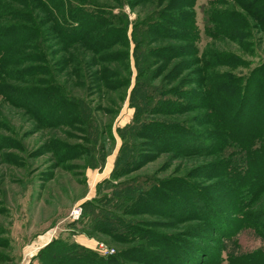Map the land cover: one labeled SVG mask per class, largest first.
<instances>
[{
    "label": "rangeland",
    "instance_id": "rangeland-1",
    "mask_svg": "<svg viewBox=\"0 0 264 264\" xmlns=\"http://www.w3.org/2000/svg\"><path fill=\"white\" fill-rule=\"evenodd\" d=\"M167 1L126 0L115 9L128 22L125 46L95 54L80 44H62L37 0H27L30 12L23 0H0V264H67L53 255L68 245L118 264L264 263V192L247 200L250 189L242 191L233 181L239 176L220 170L243 155L246 162L236 171L254 173L246 167L264 159V130L252 145L241 146L227 138L236 131L230 119L222 113L218 120L205 107L207 96L233 98L230 117L243 102L238 89L246 80H263L264 0H195L190 41L187 32L158 36L149 29L155 11L167 12ZM24 26L36 28L40 40H25ZM160 49L169 57L155 52ZM32 88L68 95L75 112L88 111L92 120L79 113L74 123L64 118L56 127L44 125L28 94ZM147 120L184 124L198 135L197 143L209 146L217 138L221 151L158 152L135 134L137 121ZM121 146L131 168L111 179ZM71 149L72 157L62 158ZM126 183L146 193L141 200L140 193H131V207L116 211L127 234L115 240L83 233V211L76 219L72 211L93 198L108 207L105 197ZM157 190L171 202L151 196ZM195 195L201 201L186 202Z\"/></svg>",
    "mask_w": 264,
    "mask_h": 264
},
{
    "label": "trees",
    "instance_id": "trees-1",
    "mask_svg": "<svg viewBox=\"0 0 264 264\" xmlns=\"http://www.w3.org/2000/svg\"><path fill=\"white\" fill-rule=\"evenodd\" d=\"M37 1L39 4L38 8H40L44 12L45 16L48 17L49 23L52 24V30L56 34L59 41L65 46L80 44L86 49V51L98 54L110 49L111 47L121 45L125 46L126 44V32L128 26L127 19L125 16H121L123 14H115V9L125 5L126 0H114L116 3L114 5H100L99 3H91L86 0ZM194 1L195 0H168L166 3V7L168 8L167 12L164 10L159 12L155 11L151 15V17L154 16V18H150L149 20V29L158 36H168L171 33V35L186 36L185 32H187V40H193L190 35H188V32H192L195 29L193 17L189 14L194 5ZM23 4L27 8L26 10L30 12L31 7L27 0H23ZM161 7L162 9L164 8L163 3ZM170 10L171 13H168ZM175 11L177 12L173 14ZM27 15L24 16L26 18L25 22L28 24H34L33 19ZM165 24H171L169 25L170 28L166 27ZM173 27H175V29H173ZM22 29L23 32H25L24 35H27V39L25 38V40H29L30 38H33V40H40L41 36L39 35L38 30L36 31V28L31 31L28 26H24L21 27V30ZM11 31H9V33ZM6 36L7 35H5V37ZM16 44L17 42H13L10 45L6 44L5 51L11 50ZM175 51L177 50L175 49ZM155 52L164 54L165 58L169 57V55H167V50L165 49H160ZM48 87H50V85L46 86V88ZM212 92L215 94V90H212ZM238 93L240 94L243 102H241L239 111L235 114L234 109V113L230 117L228 114L230 112V108L232 107L231 102L233 101V98H228L227 101H225L220 96H207V103L205 104V107L210 110L213 115H216L218 120H220L222 113L230 119L229 123L231 126L236 128V131L234 135L228 134L227 138H229V140L238 141L241 146H243V141L246 145H252L254 141L253 136L256 138L260 131L264 130V77L263 80L257 81L254 85L250 79H247L244 87L238 89ZM28 94L34 98L31 99L32 101L37 102L36 108L42 113L39 120L48 127H56L60 125L64 118H67L71 123H74L73 120L80 119V116L78 115L79 113L83 118H91L88 111L75 112L77 108L75 107L74 102L71 101V97L68 95L57 96V93H55L56 95H53V93H50L49 91L41 92L40 89L33 88L30 89ZM145 99H147V97ZM148 100H152V97L150 96V99ZM129 101L134 108L135 106L137 107V104L133 103L131 99H129ZM146 102L147 100H145V103ZM221 119H223V117H221ZM90 120H92V118ZM88 125L92 130L91 134H95L97 132L96 130H98L96 123L92 122L88 123ZM125 128L129 133L134 132L130 126H126ZM135 134L136 136L151 140L153 142L152 148L158 152H175L180 156H185L189 153L196 154L198 152H202L203 150L205 152H210L215 147H218L216 146L217 138L214 137H211L213 143L209 146L205 145L206 141H199L197 143L196 137H198V135L190 129H187L184 124H172L163 121L157 122L155 120H147L145 123L140 124L137 121ZM123 140H125L124 136ZM96 148L99 150L98 146ZM123 148L121 146L116 159L115 167L111 173V179H118L121 176H124L126 172L123 171L127 170V168H131V158L128 156L126 158L125 155H123ZM216 148L214 149V152L215 150L216 152L221 151V149ZM128 149L131 148L128 147ZM121 153L122 155L120 156ZM72 154L73 152L71 149L70 155H66L65 153L61 156L67 160L66 156L71 158ZM241 160H245V156H239L234 161H225L223 164L224 166L221 164L220 170L223 171L226 169H232L235 177L236 175L239 176L238 179L236 178L233 180L235 185L242 191L250 189L251 195L246 198L247 200H253L258 198L257 196L264 192V159L260 158L255 164L251 161L252 166L248 161V167L246 168L251 167L252 171H254V173H250L249 177L245 174L240 175L239 172L236 171L240 170L241 166L246 162H241ZM260 167L262 168L260 169ZM93 168L95 167L93 166ZM256 172L257 174L255 175ZM222 175H224V173ZM105 183H108V181H105L104 184ZM115 188V191H113L111 195H107L103 200L104 203L107 202L108 206L104 207V209L98 205L100 202L98 201V198H93L90 201L81 204L80 207L83 211V233L91 237L104 234L109 237H113L115 240L116 237H122L127 234L125 231L127 224L125 225V223H123L124 221L121 222V217V220L118 219L117 212L120 210L125 212L127 210V205H131L132 201L129 200L131 193H140L137 200H141L140 198L146 195V193L142 191V187L140 189L139 187L132 185V183L122 185V189H117V187ZM158 192L159 191L157 190L156 192L150 194L157 200L167 201L168 203L171 202L168 198L166 199L165 197H162L161 194H159L161 197L157 195ZM186 198V202L189 204L195 203V200L201 201L198 195H195L194 198ZM141 207L148 211L153 210L154 205L147 206L144 204ZM211 219L214 218L212 217ZM48 246L49 245L46 247ZM169 248H167V250H169ZM173 248L175 247L173 246ZM53 257L54 260L67 259V264H118L114 257L106 259L101 258L91 250L84 247H76L75 245H68L67 247L62 246V250L54 254ZM259 264L264 263L260 261Z\"/></svg>",
    "mask_w": 264,
    "mask_h": 264
},
{
    "label": "built area",
    "instance_id": "built-area-1",
    "mask_svg": "<svg viewBox=\"0 0 264 264\" xmlns=\"http://www.w3.org/2000/svg\"><path fill=\"white\" fill-rule=\"evenodd\" d=\"M80 212H81V208H80V207H77L76 209H74V210L72 211V217H73L74 219L78 218L79 215H80ZM99 248H100V250H101L102 252L107 253V251H108L107 248L104 247L102 244L99 245Z\"/></svg>",
    "mask_w": 264,
    "mask_h": 264
}]
</instances>
